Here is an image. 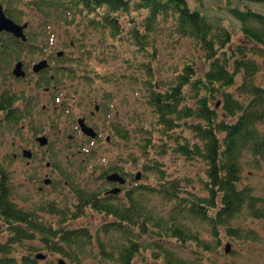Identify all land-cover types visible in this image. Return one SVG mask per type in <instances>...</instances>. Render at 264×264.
<instances>
[{
    "label": "trees",
    "instance_id": "1",
    "mask_svg": "<svg viewBox=\"0 0 264 264\" xmlns=\"http://www.w3.org/2000/svg\"><path fill=\"white\" fill-rule=\"evenodd\" d=\"M18 2L27 8L19 9L16 4H8L5 8L6 15L16 23H20L29 12L45 19L62 21L68 27L74 26L76 18L80 17L87 28L109 31L110 41L106 35L103 41L112 43L108 51L110 55L120 45L131 44L148 57L140 62L139 58L116 56L112 62L121 65L118 71L134 73L112 74L102 79L116 84L122 80L134 83L140 82L138 72L145 73L146 79L140 84L144 89L148 117L152 121L148 129L144 127L147 123L140 124L136 142L141 145V155L147 161L142 166L137 158L132 160L128 157V161L143 173H140L143 178L148 172L154 173L158 183L156 186L141 184L136 175L126 171L124 166L113 165L99 173L95 171L96 180L112 186L113 183L106 180L109 174L117 172L125 177L123 171L127 172L129 187L125 199L121 198L122 191L112 194L109 187L85 188L80 177L79 185L72 189L73 205L61 207L46 201L28 209L14 201L16 190L9 185L4 169H1L0 227L6 236L0 232V264H60L59 260L63 259L47 261L48 254L61 255L72 263L84 264L83 256L88 250L102 260L136 264L141 251L146 248L142 241L147 237L156 243L159 250L153 254L158 264H187L167 246L172 240L184 244L193 242L199 249L212 250L199 232L176 223L171 213L167 217L153 215L146 208L144 199L155 195L166 202L174 201L175 210L184 216L206 223L216 249L222 245L223 232L232 239L242 237L241 228L233 225L237 216L245 212L254 220H264V196H258L252 186L242 185L243 159L250 157L257 167L264 162V63L251 57L252 52L264 56V13L249 6L250 3L264 4V0H218L212 11L205 7L203 0ZM223 10L242 25L244 39L237 44L232 45L233 29L225 24V18L218 15L220 12L223 14ZM132 13H147L141 30L136 18L130 20L129 28L123 26L121 17H129ZM170 19L176 25L175 33L194 42L204 68L195 70L192 59L193 63L183 68L176 83L167 85L157 77L156 41L152 44L148 35L154 33L160 23ZM28 23V42L5 36L0 54L7 52L12 60L14 58L11 57L19 58L20 51L42 49L32 42L40 35L30 31L33 22ZM66 43L71 49L62 58L71 59L66 69L74 77L82 66L74 65L72 51L80 45L70 35ZM152 47L154 51L150 53L147 49ZM52 56L58 58L55 54ZM99 60L105 63V59ZM4 79L0 77V115L4 116L5 123L14 125L27 110L21 111L16 106L19 94L9 92L11 82L6 83L8 80ZM136 114L142 119L141 110ZM111 128L110 144L116 140L131 141L130 122L123 125L119 121L113 122ZM186 129L189 136L184 133ZM153 154L161 157L178 155L189 162H203L207 168V197L190 193L184 185L190 184L187 180L171 179L162 161L151 159L149 162ZM88 156L92 159L97 153ZM84 167L82 163L80 169ZM64 175L71 179V175ZM88 211L112 219L98 227L96 236L91 226L75 228L71 225L86 217ZM43 214L58 219L57 224L44 219ZM35 243L40 246H34ZM19 248H25V251ZM39 254L44 258H38ZM225 264L234 262L226 261Z\"/></svg>",
    "mask_w": 264,
    "mask_h": 264
},
{
    "label": "rangeland",
    "instance_id": "2",
    "mask_svg": "<svg viewBox=\"0 0 264 264\" xmlns=\"http://www.w3.org/2000/svg\"><path fill=\"white\" fill-rule=\"evenodd\" d=\"M26 1L24 0V2ZM203 1L205 7L210 11H212L211 8L218 2V0ZM8 4H16L19 6V9L27 8L22 6L18 0H0V5H3L4 8ZM249 6L264 13V4L256 5L250 3ZM223 11V14L220 12L218 15L225 18L227 21L225 24L233 29L232 45L237 44L244 39L242 25L233 17H230L225 10ZM146 16L147 13H141L140 15L138 13H132L129 17H121V20L124 22L123 26L129 28L131 26L129 24L130 20L136 18L139 22L138 28L141 30L142 21ZM29 21L33 22L30 31L40 35L34 37L32 42L42 47V49L34 50L33 52L26 49L19 54L21 55L19 58H43L47 56V58L52 59L53 70H56L55 66L59 64L64 65V60H57L58 58H54L52 54L56 55L57 52L71 49L66 43L70 35L80 45L72 51L73 63L74 65H81L82 70L78 71L79 75L73 81H71L72 76H66L62 79V83L67 84L71 88L72 95L77 96L78 88L80 89L78 97H73L70 93L65 95V93L63 94L57 91L56 93H60L61 98H55L53 96V84H50L51 89L48 87V91H45L42 87H35L34 90H30L29 84L20 82L11 72L8 73L4 67L3 60L8 59L9 54L7 52L0 54V77L8 80L5 81L6 83L13 82L10 88L15 92H20V100L17 102V107L21 111L23 110L24 101L21 98L25 97L21 93L28 95L25 101H31V106H28L27 112H23L21 119L14 125L5 123L4 116L0 115V170L4 169L6 180L16 190L13 197L14 201L20 207L28 209H33L46 201L56 203L61 207L67 204L73 205L75 198L72 189H75L79 185L80 177L83 182L81 185L85 188H106L108 186L103 180H96L95 171L99 173L103 168L106 170L109 166L121 165L125 167L126 171L135 175L142 173L134 164L129 163L128 157L132 160L137 158L141 166L147 161L141 155V145L139 146V142H136V135L140 124L147 123L144 127L148 129L151 128L150 124L152 121L148 117V107L145 104L143 94L144 89L140 84V82L146 79L145 73L138 72L140 82H134L136 86L127 80H122L119 83L116 81V84L105 82L102 78L112 74L132 75L134 73L118 71V67L121 65H115L116 61L114 63L112 62V59L116 58V56L117 58L120 56L122 58H139L140 62L143 61L142 58L148 57L139 53L137 47L131 44L120 45L116 50L113 49L112 52L114 54L110 55L108 51L111 49L112 45L110 44L112 43L103 41L105 35L108 37V41H110L111 36L108 33L109 31L102 32L87 28L80 17L76 18L74 26L68 27L62 21L45 19L41 15L29 12L19 24L28 23ZM175 31H177L176 25L170 19L169 21L160 23L158 29L148 35L151 43L153 44L156 41L157 45H155L157 48L155 58H158L155 70L157 77L167 85L176 83L177 77L182 73L183 68L193 63L192 59L195 70H202L204 68L200 62V53L196 51L194 42L189 38H182ZM147 50L153 53L154 48L152 47ZM251 57L264 63V56L261 54L252 52ZM202 58H204L203 55ZM79 59L81 61H77ZM99 59H105V63ZM194 59L197 61V64ZM15 61L14 63L9 62L11 67L16 64ZM69 66L72 67L71 64ZM262 72H264V67ZM86 73L91 75L99 74L96 80L91 79L96 81L92 86H90L91 81L83 77ZM25 81L31 84V76L29 75V78ZM5 84H2V86ZM97 88H99V93L102 94L103 100V95L105 94L111 96L113 100L112 102L104 101L101 114L99 113V116L95 119H89L88 121L95 124V128L104 137L112 135L111 124L113 122L119 121L122 125L130 122L129 135L131 141L127 143L123 140H116L111 144H107L100 138L101 142L93 146H86L80 138L76 140H70L69 138L62 139L60 135L58 140L56 130L60 129L61 133L66 135L72 132L73 129L70 130L69 127L73 126L76 131L75 124H77V119L87 114L85 113L86 102L92 103L94 101L87 98L83 99L81 93L87 96V91L92 89L88 97H98L100 99V94L96 92ZM73 90H77L76 93H73ZM75 100L76 103H74ZM62 102L66 104L64 108L59 106ZM72 103L74 104L71 105ZM140 110L142 112V119L140 115L136 114ZM73 119H76V123ZM184 133L186 136H189L187 129ZM41 135L49 137L48 146L42 147L36 141V138L41 137ZM88 147L91 148L92 153H97L95 158L89 159L90 156L84 155ZM23 149L32 150L36 156H44L42 163L38 166L27 165L26 160L28 159L22 156ZM79 150H82L83 153H79ZM38 151H41V154ZM13 154H18L19 158H15ZM83 158L87 159V161H85V167L81 170L80 165ZM151 159L162 161L165 164L164 169H167V173L170 174L171 179L178 178L187 180L190 184L185 183L184 185L188 187L190 193L204 198L207 197L205 190L207 168L203 162H189L178 155L161 157L153 154L149 162H152ZM47 162L51 164L49 169L46 167ZM37 167H41L43 170L47 169L48 171H45L46 174H49L56 182L55 185L50 186L49 189L46 188L42 193L38 191L37 185L31 181V177ZM52 170H57V173H53ZM78 171L81 173L80 176ZM62 172L71 175L68 186H65V181L67 180L62 175ZM143 177L141 176L138 179L141 184L156 186L158 183L157 177L152 172H148L145 178ZM242 178V185H250L254 188L258 196H264V162L257 167L253 165L251 158L246 156L243 159ZM121 187V198L125 199L129 182ZM144 204L153 215L167 217L171 213L176 223L182 224L194 232H199L203 240L211 246L212 250L205 251L199 249L198 245L193 242L184 244L176 240L170 241L167 246L179 258L187 262V264H195V262L197 264H225L226 261L234 262V264H264V220H254L245 212L237 216L233 220V225L235 228H241L242 237L232 239L223 232L222 245L216 249L214 239L210 234L207 224L197 219L184 216L183 213L176 211V203L174 201L166 202L161 197L155 195L145 198ZM43 216L44 219L54 221L53 224H57L58 222L56 218H51L44 214ZM111 220V217H106L95 212L90 213L88 211L86 217L77 220L71 225L75 228L91 226L92 232L96 236L99 234L98 227L108 224ZM0 232L3 236H6L2 227H0ZM251 238L254 240H251ZM142 244L146 248L141 251V255L136 264H158L159 261H156L153 255L155 252L159 253V250L156 248V243L150 237H147L142 241ZM34 246L37 247L40 244L35 243ZM19 249L25 251V248ZM90 249H95V247ZM60 258H63L62 260L65 264H75L61 255H47V261H57ZM83 260L84 264H118L114 260H102L100 256L93 255L91 250H88L83 256Z\"/></svg>",
    "mask_w": 264,
    "mask_h": 264
},
{
    "label": "flooded vegetation",
    "instance_id": "3",
    "mask_svg": "<svg viewBox=\"0 0 264 264\" xmlns=\"http://www.w3.org/2000/svg\"><path fill=\"white\" fill-rule=\"evenodd\" d=\"M63 58H60L58 60H62ZM9 60V61H8ZM43 61H48V68L46 69H39L38 66L43 62ZM9 62H13L12 60H10L9 58L6 59V61H4V67L6 68V70L8 71V73L11 71V73L13 74V76L20 80V82H25L27 84L30 85V90H34L35 87H42L45 91H48V87L51 89L50 84L52 85V88L54 89L53 91V96L55 98H61L60 97V93H56L57 91L61 92V93H65V95L67 93H70V95H72V90L69 86H67V84H63L62 83V79L68 75V72H66L67 70L65 69V64H59L57 66H55L56 70H53V64H52V59L51 58H47V57H43V58H19L15 61L16 64H14L13 67L10 66ZM17 65H21V70L19 71V74H15L14 73V69ZM65 72V73H64ZM24 73V74H22ZM29 75L31 76V84L26 82L25 80L29 78ZM76 78V76H74L72 78L71 81H73V79ZM19 82V81H18ZM96 81H91L90 86H92ZM62 83V84H61ZM13 84V82H11V85ZM67 86V87H66ZM77 90H73V93H76ZM92 89H89L87 91V96H84L81 93V96L83 99H91L94 100L92 103H88L86 102V107H85V113H87L86 115L80 116L77 119V124L76 125V131L73 128V126H70L69 129L72 130V132L70 134H63L61 133V130L58 129L56 130V135H57V139L59 140V137L61 135L62 139H67L69 138L70 140L73 139H82L84 142V145L88 146L89 144H96L101 142L100 138L105 141L106 143H110L112 141V138L110 135L104 137L95 127L96 125L91 123V121H88L89 119H95L97 116H99V113L101 114L102 110H103V103L104 101H106V95L104 96V100L102 98V94L99 93V88L96 89V92L100 94V99L98 97H93V98H89V94L91 93ZM9 92L11 93H15V91H13L11 88H9ZM18 94L20 92H17ZM56 93V94H55ZM80 93V89L78 88V94L77 96H75L74 94L72 95L73 97H78ZM24 95L25 98H21V100L24 101V106H23V110H27L28 106H31V101H25L26 100V96H28L26 93H21ZM20 100V95H18V101ZM17 101V102H18ZM76 103V100L75 102ZM74 103H72L71 105H73ZM68 105V104H67ZM17 106V103H16ZM60 107L64 108L66 106L65 103H61L59 104ZM28 114L30 115V113L28 112ZM98 114V115H96ZM75 120L76 123V119ZM93 129L96 134L97 137L95 139L89 137L85 132H83V130L85 129ZM53 131H55L54 129H52ZM111 132H112V128H111ZM40 137V136H39ZM41 137H47L45 135H41ZM38 137L36 138L37 141ZM40 145V144H39ZM49 145V137H47V144L45 146ZM41 146V145H40ZM46 148V147H45ZM23 151V150H22ZM79 153H83L82 150H79ZM32 152V157H30L28 160H26L27 165H32V166H38L39 164L42 163L44 156H36V154L31 150ZM38 153L41 154V151H38ZM37 153V154H38ZM92 154V150L90 147H88L86 149V152L84 153V155L88 156ZM39 155V154H38ZM13 156L15 158H19L18 154H13ZM22 156L24 157L23 153ZM25 158V157H24ZM27 159V158H26ZM85 161H87V159L82 160V163H85ZM46 167L49 169L51 167L50 162H47ZM81 167V165H80ZM45 171H48L47 169H42L41 167H37L35 169V173L32 175L31 177V181L33 183H35L37 185V189L40 193H42L46 188L49 189L50 186L55 185L56 182L54 180V178H51L49 174H46ZM53 173H57V170H52ZM65 172H62V175H64ZM79 176L81 175V173L78 171ZM117 173V172H116ZM124 174L128 175L127 172H124ZM43 175V176H42ZM125 175V179L127 180ZM66 180L65 181V186H68V181H70L71 179L69 177H67L66 175H64ZM48 182V183H47ZM108 189H114L116 187H118V185H112V186H108Z\"/></svg>",
    "mask_w": 264,
    "mask_h": 264
},
{
    "label": "water",
    "instance_id": "4",
    "mask_svg": "<svg viewBox=\"0 0 264 264\" xmlns=\"http://www.w3.org/2000/svg\"><path fill=\"white\" fill-rule=\"evenodd\" d=\"M27 27V24L24 25H19L17 23H15L12 19H10L8 16H6L3 6H0V38H1V34L3 32H9L12 33L14 36H16L17 38L22 39L23 41H27V37L24 34V29ZM63 52L58 53V56H62ZM47 67V62L43 61L38 68L39 69H43ZM21 70V65H18L15 73L19 74V71ZM23 74V73H22ZM40 144L42 146H45L47 144V138L46 137H41L38 139ZM24 155L26 157H32V153L30 151L25 150L24 151ZM141 178V174L138 175V179ZM108 179L110 181L113 182H120L122 184H125V180L123 178H121L118 174H113L111 176L108 177ZM48 183V182H47ZM112 194H116L120 192V189H112L110 191ZM38 258H44L42 255H37ZM46 258V257H45ZM60 264H65V262H63L62 260H59Z\"/></svg>",
    "mask_w": 264,
    "mask_h": 264
}]
</instances>
